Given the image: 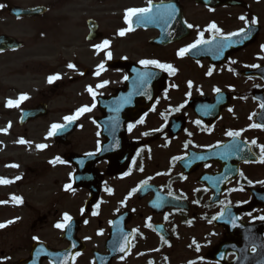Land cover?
<instances>
[{
    "label": "flooded vegetation",
    "instance_id": "flooded-vegetation-1",
    "mask_svg": "<svg viewBox=\"0 0 264 264\" xmlns=\"http://www.w3.org/2000/svg\"><path fill=\"white\" fill-rule=\"evenodd\" d=\"M152 4L154 11L157 5L173 6L174 18L167 25L134 23L127 31L126 10L146 7L148 0H0L4 5L0 35L22 45L15 52L47 47L69 69L72 77L67 85L83 83L77 109L96 105L77 119L68 146L50 139L54 154L49 158L46 148L29 143L33 151L19 162L0 163V178L12 181L0 186L13 189L0 196L4 202L0 224L14 221L0 229L4 244L0 264H63L65 259L68 264H264V228H236L264 222L253 220L264 215L259 206L264 204V184L259 183L264 181V163L258 147L264 145V127H252L264 125V59L260 58L264 0H152ZM9 8L37 10L31 17L18 18L7 15ZM240 16L258 20L249 39L240 42L234 37L221 50L217 37L211 45L178 56L201 32L204 39H211L208 28L213 23L224 35L238 31L245 26ZM121 30L125 35H119ZM105 40L109 46L98 52L95 46ZM109 51L111 60L106 56ZM30 55L36 57L34 52ZM141 60L170 64L175 73L145 68ZM101 63L105 69L96 76ZM145 72L153 78L140 86L139 76ZM104 81L106 86L97 89ZM89 86L97 93L95 101ZM54 87L65 90V81ZM130 123L135 124L131 131ZM80 128L86 130L78 133ZM229 131L241 135L233 140ZM76 135L80 137L75 139ZM37 140V145L45 144L44 137ZM230 144H239L243 151L226 156L224 146ZM88 153L95 155L83 164L82 172L94 198L88 188L66 190L75 167L64 157ZM199 156L204 159H196ZM56 157L64 163H50ZM7 165L18 167L8 172ZM145 180L148 187L129 196ZM13 195L22 202L12 200ZM157 203L161 206L154 207ZM225 205L240 217L234 230H227L233 226L223 220L222 227L212 220ZM65 213L72 222L60 230L55 225L63 222ZM110 231L112 251L105 246ZM123 236L129 243L122 253Z\"/></svg>",
    "mask_w": 264,
    "mask_h": 264
},
{
    "label": "rangeland",
    "instance_id": "rangeland-1",
    "mask_svg": "<svg viewBox=\"0 0 264 264\" xmlns=\"http://www.w3.org/2000/svg\"><path fill=\"white\" fill-rule=\"evenodd\" d=\"M33 52L36 57L31 58L30 54ZM63 66L57 60L56 54L49 53L48 48L45 46L24 49L22 52H11L0 57V163L10 160L19 162L18 160L21 157L33 151V147L29 143L35 145L39 143L37 137H44L45 144H50V141H47L46 138L51 125L62 123L65 116L73 115L71 113L77 108L79 99H83V95H80L83 83L68 86L67 78L72 75L69 73V69H64ZM53 73L59 74L60 80L65 81V90L54 89L55 81L51 84L48 83V78ZM23 94H26L29 98L22 101L19 107L9 108L6 106L8 100L16 101ZM39 102L47 103L49 109L47 117L30 123L26 127H19L17 120L20 110L35 106ZM5 129L7 131H4ZM85 130L80 128L78 133ZM79 137L80 135H76L75 139ZM21 139L26 143H19ZM53 151L54 149L50 147L46 149V152H48L46 153L47 158L54 154ZM1 169L0 165V173ZM6 170L10 172L11 167L7 165ZM49 173L51 177L53 172ZM65 175H67L66 172ZM11 191H13L11 186H0L1 197ZM19 192L22 194L21 190ZM72 195L81 194L74 193ZM23 196L26 200L27 198L30 199V196ZM67 197H70V195H67ZM3 250L4 244L0 238V252Z\"/></svg>",
    "mask_w": 264,
    "mask_h": 264
},
{
    "label": "snow or ice",
    "instance_id": "snow-or-ice-1",
    "mask_svg": "<svg viewBox=\"0 0 264 264\" xmlns=\"http://www.w3.org/2000/svg\"><path fill=\"white\" fill-rule=\"evenodd\" d=\"M3 7H4V5H0V8H3ZM174 15H175V9H174L173 6H171V5H168V6L157 5V6H155V11H154V6L152 4V0H148V5L146 7L129 8V9H127L126 12H125V23L128 24L127 31H132L134 23H144V24H147V23H163V24L167 25L174 18ZM239 19L244 22L245 26L242 27L241 29H239L238 31L229 33L227 35H224L221 32L220 28H218L216 26V24L213 23L208 28V31L212 33L211 39H208V40L204 39V33L201 32L200 35H199V38L194 43H192L191 45L179 50L178 56L183 57L184 55H186L187 53L191 52L194 49L200 48V47H202L204 45H211V44H213V42L217 41V37H219V40H220V43L217 45V47L219 49H221V50L224 47L229 46V44L232 42L234 37H240L241 38L240 42H242L243 40L249 39V33H250L251 26L257 25L258 24V20L256 18H252L249 21V19L247 17H245V16H240ZM187 27L192 28L193 25L188 24ZM119 35H121V36L125 35V31L121 30L119 32ZM108 46H109V41L105 40V41H103L102 44L96 45L95 48L99 52L101 50L106 49ZM261 50L264 51V45L261 46ZM106 56H107L108 60L112 59V53L110 51L106 53ZM260 58L264 59V57H260ZM233 63H235V61H233ZM140 64L143 65L145 68H147L149 66H152L154 68L160 69L161 71L168 72L169 74H174L175 73V69L172 67V65H170V64H162V63H160V62H158L156 60H141ZM68 67L70 69H74L75 65L69 64ZM251 67L258 68V67H260V65H252ZM104 69H105V64L101 63L98 66L95 75L99 76L101 70H104ZM207 74L209 76H211L212 75V71L209 70V72ZM81 75H83V73H81ZM60 78L61 77L59 76V74L52 75V76H50L48 78V83L51 84L54 81L59 80ZM152 78H153V74L152 73L145 72V73H143V74H141L139 76L138 84L140 86H143L148 80H150ZM124 79L127 80L128 77L125 76ZM107 83H108V81H104V82H102L100 84H97L96 88L97 89L104 88ZM188 87L189 88L192 87V82L191 81L188 82ZM87 91L92 96L93 100L95 101L97 93L94 91V89L91 86H89L87 88ZM215 91L217 93H219L220 89L217 88ZM141 94H146V93H141ZM189 95H190V93H189ZM28 98L29 97L26 94H23L16 101H13L11 99L8 100L6 106L10 107V108L11 107H19L20 103L22 101H24V100H27ZM128 99H130V97ZM149 99H151V96H149ZM95 106L96 105L94 103L91 105V107L83 106L80 109H78L75 114L69 115V116H65L64 117V121H65L64 124H59V123L52 124L51 125V129H50V131L48 133V136L52 137V136L57 135L59 131L66 129L69 125L73 124L77 119H79V117L81 115H83L86 112L92 111V109ZM182 107H183V105H181L180 107L176 108L175 111H177V112L180 111V108H182ZM261 108L264 109V104H261ZM117 111H119V109H117ZM229 111H231V109H229ZM253 115H255V113H253ZM250 119H251V117H250ZM139 122L143 123V119H141ZM196 123L199 124L200 122L197 121ZM134 127H135V124H131L130 123L128 125V130L131 131ZM252 127L253 128H258V127H264V125L253 124ZM162 130L163 129H156L155 131H162ZM4 131H7V129H5ZM145 135H146V133H145ZM227 135L230 138H232L233 140H235L241 134L239 132L229 131L227 133ZM19 143L24 144V143H26V141L21 139L19 141ZM251 143L253 145L257 144V142L255 140H253ZM245 144H247V142H245ZM46 147H47V145H45V144L37 145L38 149H45ZM217 147H220V146L217 145ZM258 147L260 148V152L262 154V159L260 160V162L264 163V145H261V146H258ZM224 148H225V153L224 154L226 156L227 155H231L234 152L243 151V148L239 144L226 145V146H224ZM98 150H99V146H98ZM87 155L91 157V156H94L95 153H88ZM174 159H182V158L181 157H176ZM196 159L203 160L204 157L203 156H199V157H196ZM57 161L59 163H61V164L64 163V161L61 160L59 157H56V159L53 160V161H50V163L55 164ZM133 163H135V161H133ZM8 166L9 167H18L17 165H8ZM140 171H143V168H141ZM241 176H243V173H241ZM16 179L18 180V179H20V177H16ZM11 182L12 181H9V180H7L5 178H0V184L6 185V184H9ZM248 183L251 185L253 182L252 181H248ZM259 183L264 184V181H260ZM147 187H148V180H145V181H143L140 184V186L138 188L133 189L132 192L129 193V196H131L133 193H135V192H137V191H139L141 189L147 188ZM71 188H72L71 184L66 185V190L71 189ZM239 190L242 191L243 189H239ZM169 195L171 196L172 193L169 192ZM173 198L176 199V197H173ZM11 199L16 201L17 203H21L22 202V199L20 197H16L14 195L11 197ZM0 203H4V202H0ZM221 203L223 204V201ZM242 203H247V202L245 201V202H242ZM159 206H161L160 203H157V204L154 205V207H159ZM96 207L98 208L99 205H96ZM84 211H85L84 209H81V213L82 214H83ZM96 214L97 213L95 211L92 213V215H96ZM247 215L251 216L252 214L249 212V213H247ZM239 218L240 217L232 215L231 212L228 209V206L225 205L224 209L220 212V214L218 216L212 217V220H223L225 223L230 224L233 227H236L237 226L236 221ZM165 219H167V217ZM256 219H258L260 221H264V215L253 218V220H256ZM13 222L14 221H8L6 223L0 224V229L6 227L8 224H11ZM71 222H72V217L70 215H68L67 213H65L64 216H63V222L62 223H57L55 225V227L60 229V230H64V229H66V228H68L70 226ZM84 223L87 224L88 221L86 220V221H84ZM133 232H136V230L133 229ZM99 234L102 235L103 233L101 232ZM33 239L37 240L38 238L33 237ZM128 243H129L128 236H123V242L119 245V251L120 252H124L126 250V247H127ZM194 243H195V241H194ZM73 247H75V245H73ZM196 250H197V252H199V250H200L199 245H197ZM253 251H255V248H253ZM76 255H79V253H77ZM63 264H68V260L65 259ZM190 264H195V262L194 261L190 262Z\"/></svg>",
    "mask_w": 264,
    "mask_h": 264
},
{
    "label": "water",
    "instance_id": "water-1",
    "mask_svg": "<svg viewBox=\"0 0 264 264\" xmlns=\"http://www.w3.org/2000/svg\"><path fill=\"white\" fill-rule=\"evenodd\" d=\"M23 14L28 15L29 12H24ZM16 47H18V45L13 40H9L4 37L0 38V48L1 49H11V48H16ZM45 112L46 111L44 109V106H37L33 110H26L25 112H22V118L20 119V124L23 125L30 120L36 119V117L38 116H41V115L43 116L45 115Z\"/></svg>",
    "mask_w": 264,
    "mask_h": 264
}]
</instances>
